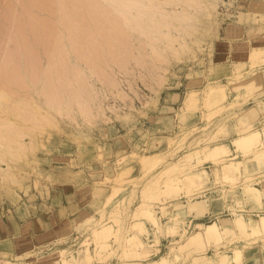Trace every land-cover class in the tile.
I'll return each mask as SVG.
<instances>
[{
  "label": "rangeland",
  "instance_id": "obj_1",
  "mask_svg": "<svg viewBox=\"0 0 264 264\" xmlns=\"http://www.w3.org/2000/svg\"><path fill=\"white\" fill-rule=\"evenodd\" d=\"M237 4L238 0H199L193 5L185 0H0V94L5 93L0 96V135L9 122L20 124L19 105L30 96L42 104L43 116H50L42 126L28 123L20 145L24 147L12 143L14 151L7 153L5 141V153H0V213L7 204L27 198L28 203L41 201L38 191L58 178H53L57 169L68 181L73 179L72 172L80 170L82 192L90 198L75 220L62 225L57 219L43 231L64 236L57 244L17 255L0 249L2 264H56L63 256L73 261L86 253L81 244L87 237L92 238L94 252L82 264H152L162 255L173 264H218L216 251L233 254L235 247L243 248V257L234 264H263L264 237L257 235L244 239L226 234L230 237L225 235L220 244L211 240L203 248L179 250L197 222L233 218L230 206L242 208L244 201L246 210L264 214V120L251 122L243 112L250 100L264 92L260 90L264 42L254 44L248 62L237 63H222L225 47L219 42L224 13ZM256 4L263 9V4ZM257 34L263 36L264 31ZM257 48L263 52L251 58ZM239 84L245 88L240 94L237 87V95L233 88ZM211 85L223 87L224 97H217L218 102L209 93ZM192 91L198 97L194 103L188 98ZM207 93L215 97L213 104L214 98ZM57 94L58 104L45 103L52 96L56 100ZM251 128L260 133L257 139ZM240 132L243 137L247 134L244 141L249 135L254 138L252 145H248L251 140L248 144L246 140L247 145L240 140L238 145ZM222 142L232 149L228 154L210 150ZM202 146H207L205 152L197 150L190 158H181ZM216 156L217 160L212 158ZM152 159L158 163L154 161L147 171L143 165ZM227 165L239 168L235 180L225 178ZM203 169L209 179L200 185L192 171ZM62 177L59 180L64 181ZM179 177V188H165L169 178ZM245 190H251L250 195L245 197ZM259 199L257 207L254 201ZM142 204L162 215L160 239L149 241L141 234L151 243V254L128 257L126 240L134 232ZM191 204L197 208L189 212ZM170 208L190 213L186 220L190 224H183L175 235L166 232L172 221L163 216ZM193 212L202 213V218L196 219ZM238 213L249 216L247 211ZM109 221L115 232L103 239L111 244L105 247L110 254L99 251L96 255V243L103 239L95 242L98 234L93 237L92 231ZM148 224L152 232L155 227ZM61 248H66L65 254Z\"/></svg>",
  "mask_w": 264,
  "mask_h": 264
},
{
  "label": "bare ground",
  "instance_id": "obj_2",
  "mask_svg": "<svg viewBox=\"0 0 264 264\" xmlns=\"http://www.w3.org/2000/svg\"><path fill=\"white\" fill-rule=\"evenodd\" d=\"M180 1H182V0H180ZM187 3H188V5H193V3H199V0H185ZM124 5H125V2H124ZM196 6V5H195ZM192 7V6H191ZM190 14V13H189ZM186 15H188V13L186 14ZM181 17V16H180ZM181 19H186V20H188L189 19V16H185V17H181ZM184 32V31H183ZM174 40V39H173ZM173 42V41H172ZM259 42V45L261 44V42H262V44H263V42L264 41H258ZM171 45V44H170ZM255 45H258V43H256ZM254 45V46H255ZM257 47V46H256ZM262 50H263V48H262ZM261 50V51H262ZM255 50H252V55H251V58L252 57H254V58H256L255 56H256V54H257V51H258V54L257 55H259V52H261L260 51V49L258 50V48L256 49V53L254 52ZM263 52V51H262ZM255 53V54H254ZM262 55V54H261ZM260 58H263V57H260ZM257 59V58H256ZM254 60V59H253ZM252 60V61H253ZM257 61V60H256ZM254 62V61H253ZM253 82V81H252ZM252 85V84H251ZM48 86V85H47ZM243 86V85H242ZM242 86L239 84L238 86H235L234 88H233V86H232V88L234 89V91L236 90L237 91V95H239V92H240V90H237L238 88L240 89V87H241V92H240V94H242L243 92H242ZM238 87V88H237ZM250 87V86H249ZM222 88L223 87H217L216 85H211L210 86V89H209V93L211 94V95H214L215 97H216V101H215V97L213 96L212 98H214V100L211 102V100H210V102L213 104V102L215 101V102H218L219 100H221L219 97H221V95H223V90H222ZM236 88V89H235ZM243 88H245L244 86H243ZM233 89H232V91H233ZM46 90V89H45ZM221 90V91H220ZM245 90V89H244ZM233 91V93H235L236 94V92H234ZM219 92V93H218ZM1 93V92H0ZM5 94V93H4ZM4 94H0V96L1 97H4L3 95ZM46 94V93H45ZM50 94V93H49ZM210 94H208L207 93V95H209V97H210V99H212L211 98V96H210ZM55 95V94H54ZM57 96H58V94L56 95V100H55V98H54V96H52L53 98H50V99H48V98H46V100H45V103L47 102V105L48 104H50V102H51V104L50 105H56V104H58V101H57ZM8 97V96H7ZM219 98V100H217L218 98ZM222 97H224V95L222 96ZM189 101H191V103L193 102L194 103V101L196 102L197 100H198V97L196 96V92H194V91H192L191 93H190V95H189ZM24 99V98H23ZM60 99V98H59ZM27 101V102H25V101ZM24 100H22V102H23V105L21 106V105H19L20 106V112H21V110H22V112H23V117L21 118L22 119V121H20L19 123L20 124H16V123H12V121L11 120H9V121H11V122H9V125H8V128H6L5 129V131L4 130H2V134L0 135L1 136V138H0V153L2 152L3 153V155H4V153H5V149H4V146L6 145V144H8L7 146H8V152L7 153H11V151H14V146L13 145H11L12 143H17L19 146L20 145H22L23 144V140H24V138H23V135L25 136V134H26V130H24V128H28V123H29V125H31V124H36L37 123V125L39 126V124L41 125V122L42 121H44V120H47L50 116H47V114L46 115H44L43 116V114L41 113V109H42V104H40L39 103V101L37 100V98H35L34 96H30L29 97V99H24ZM32 101H33V103H32ZM44 101V100H43ZM26 103V104H25ZM28 103H30V104H28ZM18 105V104H17ZM19 106H17V107H19ZM58 106H60V105H58ZM22 107V108H21ZM188 107H189V104H188ZM56 108V107H55ZM57 110L59 111L60 109L59 108H57ZM19 113V112H18ZM50 113V112H49ZM58 113H60V111L58 112ZM18 115V114H17ZM16 115V116H17ZM20 116H22V113H20ZM248 116V115H247ZM244 119H246V118H244ZM50 121V120H49ZM52 121V120H51ZM42 124H43V122H42ZM42 126V125H41ZM14 128V129H13ZM252 129L253 128H251V134H253L254 132H255V134H256V131H254V132H252ZM16 130V131H15ZM249 131V133H250V130H248ZM19 132V133H18ZM226 132H228V131H226ZM241 132H242V130H241ZM240 132V133H241ZM244 132V131H243ZM245 132H246V130H245ZM264 132V131H263ZM215 133V132H214ZM258 133V132H257ZM244 133H241V135H240V137L243 135ZM254 134V135H255ZM260 134V133H259ZM259 134H256L255 136H256V139H257V135H259ZM247 135V134H246ZM246 135H244L245 137H241V139H239L238 138V142H239V144L238 145H240V140L242 141L241 143L244 145H247L248 144V141L249 140H251V144H250V142H249V146L250 145H252V140L254 139L251 135H249L248 137V140H247V144L245 143L246 142V140L244 141V139L246 138ZM264 137V136H263ZM244 138V139H243ZM253 138V139H252ZM159 139V138H158ZM236 139V138H235ZM160 140V139H159ZM259 140V139H258ZM257 140V142H258V144H259V142H260V140L258 141ZM5 141H7V143L5 142ZM234 141V140H233ZM235 141H237V140H235ZM243 141H244V143H243ZM256 140H254V142H255ZM225 142V141H224ZM224 142H222L221 144L219 143V144H216V145H213L214 147H210V145H208L209 147H210V150L212 149V150H214V149H216V150H218L217 152H218V154L219 153H224L225 155L226 154H228L231 150L229 149V147L227 146V144L226 143H224ZM238 142H234V143H236V146H238L237 145V143ZM253 142V143H254ZM257 142L256 143H254V144H257ZM6 143V144H5ZM26 144V143H25ZM257 144V145H258ZM164 145V144H163ZM242 145V146H243ZM18 146V147H19ZM235 146V147H236ZM242 146H238L239 148H241ZM20 147H24V146H20ZM30 147V146H29ZM204 147H207V146H204ZM203 146L202 147H200V148H198V149H196L195 150V152H193L192 150H191V152H187V153H185V155H183L181 158H190V155L192 154V153H196L197 152V150H198V152L199 153H202V150H204V152H205V148H204ZM237 147V148H238ZM245 148H248V146L247 147H245ZM252 148H256V145H255V147H249V149H252ZM4 149V150H3ZM13 149V150H12ZM209 149V148H208ZM249 149H245V150H249ZM240 150V149H239ZM4 151V152H3ZM240 151H242L243 152V150H240ZM250 151V150H249ZM255 151V150H254ZM206 152H208L207 150H206ZM211 152V151H210ZM213 152V151H212ZM246 152V151H245ZM1 153V154H2ZM15 153V152H14ZM214 153V152H213ZM249 153V152H248ZM13 154V153H12ZM16 154H18V153H16ZM223 154V155H224ZM246 154H247V152H246ZM11 155V154H10ZM161 155H163V154H161ZM200 155V154H199ZM205 155H206V153H205ZM215 155V154H214ZM220 155V154H219ZM222 155V154H221ZM220 155V156H221ZM218 156V155H217ZM217 156L216 157H212V158H215L216 160L219 158H217ZM244 156V155H243ZM2 157V156H1ZM10 157H13L12 155L10 156ZM144 157H145V155H144ZM201 157V156H200ZM210 157V156H209ZM225 157V156H224ZM224 157L222 158V159H224ZM160 158H162V157H160L159 156V159ZM221 158V157H220ZM143 160H145V159H143ZM161 160H163V159H161ZM160 160V161H161ZM149 161V162H148ZM147 161V163H145L144 165H143V167L147 170V171H150L151 169H150V167H149V165L150 164H152V163H154V161H155V165L158 163V160H153L152 159V161L153 162H151L150 163V160H148ZM157 161V162H156ZM190 161V160H189ZM145 162V161H144ZM165 163V162H164ZM168 163H172V162H168ZM217 163V162H216ZM230 163V162H229ZM153 164V165H154ZM152 167V166H151ZM227 168V171L225 172V174L227 175V176H225V178L226 177H228L227 178V180H229V178H230V181H231V179H236L235 177L237 176V170L239 169H236V168H232L230 165H227L226 166ZM3 168V167H2ZM3 169H6V168H3ZM205 170L203 169L202 171H199V170H197V171H192V172H194L195 174H196V177H198L197 179H200L201 180V184L200 183H198V186H199V184L200 185H202V184H205L206 183V181L209 179V174H207L206 172H204ZM144 174V173H143ZM1 175V174H0ZM142 175V174H141ZM223 175V177H224V174H222ZM185 178H186V176H184ZM190 177V175L189 176H187V178H189ZM140 178V177H139ZM186 178V179H187ZM192 178H193V176H192ZM191 178V179H192ZM179 179V180H178ZM178 179H175V178H172V179H170L169 178V180L167 181V183H166V189L168 190V189H172L173 187L174 188H177L179 185H181L180 184V182L182 181V177H179ZM190 179V180H191ZM223 179V178H222ZM178 180V181H177ZM183 180H184V178H183ZM199 180V181H200ZM198 181V182H199ZM226 181V180H225ZM190 182V181H189ZM189 182L187 183L186 182V184H187V186H188V184H189ZM227 182V181H226ZM195 183V182H194ZM184 184V183H183ZM193 183H191V185H192ZM195 186H196V184H195ZM194 186V187H195ZM182 187V186H181ZM180 187V188H181ZM263 187H264V185H263ZM179 188V187H178ZM257 188V187H256ZM163 190H165L164 188H163ZM170 191V190H169ZM173 191V190H172ZM190 192H191V190H190ZM250 192H251V190H245L244 191V196L246 197V196H248V195H250ZM117 193V192H116ZM260 194V193H259ZM263 195H264V188H263ZM111 196V195H110ZM109 196V197H110ZM109 197H108V199H109ZM109 201V200H108ZM107 201V202H108ZM111 201V200H110ZM196 202V201H195ZM193 204H195V205H197L196 203H193ZM254 204H257V207L258 206H260L259 204H260V199L257 201V200H255L254 201ZM143 205V207L142 208H140L139 209V211H138V218L135 220V222L133 223V227H134V232L132 233V234H130L129 236H128V241L126 240V244L128 245V243H129V246L127 247L126 246V248H127V250H124V251H126L125 252V255L126 256H128V257H134V256H147V255H150L151 253H149L150 251H149V249L148 248H152V245H151V243L150 242H146L145 240H143L142 238H141V234H146V239L147 240H149V241H151V237H153V239H155V241H159V239H160V233H161V231H162V228H161V218H162V215H158L157 213H155V211L153 210V209H151V208H147L146 207V205L145 204H142ZM177 205V204H176ZM179 205V204H178ZM201 205V204H200ZM243 206H244V208H243ZM243 206H242V208H241V206L239 207V209H238V206L236 207V205L235 206H230V212H231V214L234 216L233 218L232 217H222V216H219V217H217L216 218V221H212V222H209V223H204V222H197L196 223V230L190 235V236H188V238H187V240L185 241V242H183L181 245H179V250L181 249V250H184V251H187L188 250V252H189V250H190V248H191V251H193L192 250V247L195 249V247H197V249L198 248H203L204 247V245H206L207 243H210V241L212 240V241H216V244H220V242L223 240V238H224V236L226 235V234H229V235H231V236H238V237H243L244 239H245V237H248V236H261V237H264V214H254L253 212L254 211H256V209L254 210V211H252V209L250 210H246L245 209V202L243 201ZM195 207L196 206H194V205H190L189 206V212H191L192 210H194L195 209ZM256 207V206H255ZM197 208V207H196ZM202 208V207H201ZM254 209V208H253ZM243 211H247V212H249V216H248V218H246V217H244L241 213L239 214L238 212H243ZM189 212H187L186 214H182L181 212H179V211H176V210H174L173 208H170L169 210L167 209V210H165L164 211V213H163V216L164 217H167V218H169L170 220H169V222L170 221H172L171 222V224L169 225V227H168V229L166 230V232L168 233V234H173V235H175L176 233H178V231H179V228L180 227H182V225L183 224H190V223H188V221H186L187 220V217H188V214H190ZM201 212H202V210H201ZM203 212H204V210H203ZM260 213V212H259ZM255 215H257L258 217L257 218H255L254 216ZM148 222L150 223L151 222V224L152 225H154V227H155V229L151 232L149 229V224H148ZM109 224V225H108ZM108 224H107V222H104L102 225L103 226H101L99 229H96L95 230V228H94V230L92 231L93 232V237L95 236L94 234H98V237H96L95 239H94V241L96 242V239L97 240H99L100 239V241H101V238L103 239L104 237L105 238H108L107 236H110L111 235V231L112 230H114L115 229V227H114V223H113V221H109L108 222ZM169 224V223H168ZM114 227V228H113ZM237 228V230H235ZM110 229V231H108ZM103 230H107L108 231V234H107V231L105 232L106 234H104V232H102ZM234 230V231H233ZM114 232H115V230H114ZM99 233H100V236L103 234V236H101V237H99ZM230 233H232V234H230ZM110 234V235H109ZM105 235V236H104ZM229 235H226L225 237H227V236H229ZM230 237V236H229ZM104 238V239H105ZM90 239L92 240V238L91 237H87L84 241H83V243L81 244V247H83V249H82V251L84 252H86L85 254L83 253V256H75V260H73V261H71V260H69L68 258L69 257H65V256H63V259L61 260V261H59V262H57L56 264H82V262H83V260L85 259V258H87L86 256L88 255V257L89 256H91L90 254H88V253H90L91 251H92V249H91V245H90ZM104 239L102 240V242H99V241H97L98 243H96V247H95V251H96V255H97V253H103L104 252V255L105 254H110V250H109V253L107 252L106 253V251H105V247L107 246L108 247V245L110 246L111 244L109 243V244H107V243H105V242H109V240L107 241V239L105 240V242H104ZM127 239V238H126ZM205 241H208L207 243L205 242ZM211 241V242H212ZM128 242V243H127ZM206 244H205V243ZM85 246V247H84ZM207 246V245H206ZM59 247H61V245L59 246ZM106 247V248H107ZM94 248V247H93ZM178 248V247H177ZM189 248V249H188ZM49 249V248H48ZM51 249V248H50ZM54 249V248H53ZM70 249V248H69ZM107 249H109V247L107 248ZM106 249V250H107ZM159 250V249H158ZM60 251H61V253H64L65 254V251H66V248H61L60 249ZM100 251V252H99ZM103 251V252H102ZM154 251V250H153ZM156 251V250H155ZM52 252V251H51ZM92 252H94V251H92ZM217 252V254H218V259H217V262H218V264H234V263H239L240 262V260L242 259V257H243V248H241V247H235L234 249H233V254H230L229 252H227V251H224V250H220L219 251V249L216 251ZM48 253V252H47ZM67 253V252H66ZM156 252H154L153 254H155ZM174 253V252H173ZM124 254V253H123ZM152 254V255H153ZM73 255V254H72ZM77 255V254H76ZM95 255V254H94ZM61 257H62V255H61ZM90 258H92V257H89V259ZM178 258V257H177ZM197 259H198V257H196ZM61 259V258H60ZM176 259V258H175ZM197 259H195V260H197ZM58 261V260H57ZM173 260H171L170 258H168V256H165V255H162V256H160L159 258H155L154 260H153V262H152V264H173L174 262H172ZM8 262H11V261H8ZM14 262V261H13ZM16 262V261H15ZM140 262V261H139ZM19 263H21V264H30V263H27V262H24V261H21V262H19ZM9 264V263H8ZM15 264H17V263H15ZM132 264H145V263H137V262H132Z\"/></svg>",
  "mask_w": 264,
  "mask_h": 264
},
{
  "label": "crops",
  "instance_id": "obj_3",
  "mask_svg": "<svg viewBox=\"0 0 264 264\" xmlns=\"http://www.w3.org/2000/svg\"><path fill=\"white\" fill-rule=\"evenodd\" d=\"M256 3H261L264 6V0H238L235 9L229 14L224 13L219 32V42L225 47V50L222 51L224 55L222 63L248 62L250 50L257 41L264 38V35L258 36L257 34L264 31V20L261 19L264 16V7L258 10ZM252 6H255L254 10L251 9ZM261 27L263 28L260 29ZM260 90H264V87ZM260 101L262 102L260 103ZM263 103L264 92L258 94L256 100H250V104L244 108L246 110H243V112H247L249 121L258 123L264 120ZM246 116L244 117L246 118ZM62 176L65 177V173L57 169L53 178H58L48 182L47 188L38 191L42 194L41 201L28 203L29 198H27L23 202L18 201L15 204H7L8 207H2L4 212L0 213L1 250L16 255L24 251L25 254L36 253L41 247L55 245L58 239L64 237L56 231L53 234H45L43 231H46L49 225L56 222L57 219L62 225L69 220H75L78 214H82L88 207L90 198L82 192L81 181L83 182V179H81L80 170L72 172L73 179L70 181ZM61 177L64 181L59 180ZM31 192L32 194L36 193L33 192V189ZM191 215H194L196 219L203 216L202 213L198 214L197 212H193ZM62 230L64 231V227L59 231ZM72 233L73 231L67 236ZM262 260L264 264V255Z\"/></svg>",
  "mask_w": 264,
  "mask_h": 264
},
{
  "label": "built area",
  "instance_id": "obj_4",
  "mask_svg": "<svg viewBox=\"0 0 264 264\" xmlns=\"http://www.w3.org/2000/svg\"><path fill=\"white\" fill-rule=\"evenodd\" d=\"M0 264H2V263H1V260H0Z\"/></svg>",
  "mask_w": 264,
  "mask_h": 264
}]
</instances>
